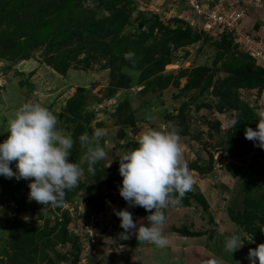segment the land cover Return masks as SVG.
<instances>
[{
    "label": "rangeland",
    "instance_id": "rangeland-1",
    "mask_svg": "<svg viewBox=\"0 0 264 264\" xmlns=\"http://www.w3.org/2000/svg\"><path fill=\"white\" fill-rule=\"evenodd\" d=\"M238 2L264 22V0ZM200 24L187 0H0V264H160L167 230L206 264H264L231 220L263 213L264 127L226 143L241 103L264 123V88L234 87L243 52ZM182 183L189 206L145 227L139 201Z\"/></svg>",
    "mask_w": 264,
    "mask_h": 264
},
{
    "label": "trees",
    "instance_id": "trees-1",
    "mask_svg": "<svg viewBox=\"0 0 264 264\" xmlns=\"http://www.w3.org/2000/svg\"><path fill=\"white\" fill-rule=\"evenodd\" d=\"M220 47L227 49L229 45H231L229 41V36L224 34L221 36L219 41ZM241 53V52H240ZM242 59H233L232 64V75H233V85L234 87H243V88H259L261 89L264 85V70L258 66H256L253 60L245 53H242ZM259 122L256 120L255 115L252 110L246 104L241 103L239 109V115L235 120V125L231 129V133L227 137L226 143L228 145L229 150L238 151L242 148H247L250 144L248 140V136L255 132L258 129ZM261 157L264 160V153H261ZM198 170L204 171L207 168L197 167ZM227 169L231 172L232 175L236 176L241 168L238 165H230ZM254 186V183L251 184L245 191L249 192L250 189ZM180 191L175 193L176 201L167 203H161L154 200H141L138 203L137 214L147 220L150 223H161L164 221L166 210V206L174 207V208H183L188 207L190 202L189 198L191 196L190 191L186 189L185 185L182 183L180 186ZM250 207L253 209L249 211H245L240 215L241 217L234 216L231 220L240 226H244V229L247 230L249 234H253L256 240L262 246V252L264 254V210L263 213L259 216L257 215V208L259 207V202H247ZM203 205L205 202L203 201ZM90 207V206H89ZM94 210V207H90L89 210ZM242 218V219H241ZM255 220L260 222L259 227H251L249 228V224H253ZM181 235L185 236H199L196 233L188 232V231H176Z\"/></svg>",
    "mask_w": 264,
    "mask_h": 264
},
{
    "label": "built area",
    "instance_id": "built-area-1",
    "mask_svg": "<svg viewBox=\"0 0 264 264\" xmlns=\"http://www.w3.org/2000/svg\"><path fill=\"white\" fill-rule=\"evenodd\" d=\"M187 2L199 16L200 26L205 32H210L215 37L228 35L230 43L264 70V22L258 27L252 25L251 29H247L245 6L241 9L238 0H187ZM263 127L264 123L260 120V132Z\"/></svg>",
    "mask_w": 264,
    "mask_h": 264
},
{
    "label": "crops",
    "instance_id": "crops-1",
    "mask_svg": "<svg viewBox=\"0 0 264 264\" xmlns=\"http://www.w3.org/2000/svg\"><path fill=\"white\" fill-rule=\"evenodd\" d=\"M145 221H146L145 227L147 224L148 226H159L164 224V222L153 224V223H149L147 220ZM163 233L166 234V238L164 239L167 240V242L163 243L164 239H162L159 241L160 244L156 243L155 246L152 247V249L155 248L157 250L159 249L158 251H160L162 254L161 255L162 257L159 259V262L157 263L206 264L207 256L209 255V253L211 254V252L209 251L208 246L202 243L201 237L180 235L175 233V231L173 230H167ZM152 249H151V255H153L154 252L157 251ZM214 258L217 259L216 254H214Z\"/></svg>",
    "mask_w": 264,
    "mask_h": 264
},
{
    "label": "clouds",
    "instance_id": "clouds-1",
    "mask_svg": "<svg viewBox=\"0 0 264 264\" xmlns=\"http://www.w3.org/2000/svg\"><path fill=\"white\" fill-rule=\"evenodd\" d=\"M259 126V125H258ZM254 133V132H253ZM150 223V222H149ZM154 224V223H153Z\"/></svg>",
    "mask_w": 264,
    "mask_h": 264
}]
</instances>
